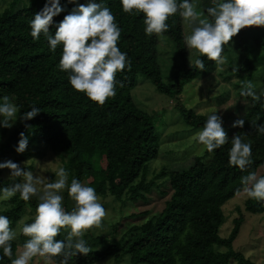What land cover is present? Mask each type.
Listing matches in <instances>:
<instances>
[{
  "label": "trees",
  "instance_id": "trees-1",
  "mask_svg": "<svg viewBox=\"0 0 264 264\" xmlns=\"http://www.w3.org/2000/svg\"><path fill=\"white\" fill-rule=\"evenodd\" d=\"M45 2L30 0L29 4L19 6L18 0H12L0 8V97L14 98L18 105L16 126L0 145V162L17 145L19 134L24 133L29 137L28 143L44 144L50 153L60 156L69 183L75 177L93 187L98 196L144 200L146 193L158 187L152 180L146 182L150 166L157 163V158L166 162H162L153 179L164 178L163 185L169 193L160 212L118 235L114 227L106 245L90 248L87 256L77 254L68 264H97L109 259L125 264H255L250 256L233 249L242 218L234 220L228 233L221 232L225 222L222 206L241 192L237 190L242 189V176L259 171L264 175V134L255 130V123L264 122V107L259 103L253 106L251 98L244 97L247 106L242 108L239 118L244 119V126L227 134L229 138L242 135L252 144L253 162L244 171L228 164L230 139L212 154L202 144L198 152L184 150L181 155L171 148L162 149L159 139L164 130L157 135L151 116L133 103L130 94L137 77H142L158 94L178 104L187 84L212 72L213 61L206 57H202L205 70L195 68L193 51L185 48L183 39L190 32L187 24L177 13L169 17L168 31L149 36L144 33L142 13L126 14L119 0H105L122 30L118 47L127 53L131 68L117 73L116 79L122 86L117 87L114 97L100 105L72 89L67 73L59 70L60 46L50 52L43 34L38 40L31 37L29 21ZM86 2L77 0L79 4ZM196 2L198 11L211 6L210 0ZM60 4L65 10L53 17L54 24L76 6L68 0H60ZM49 31L54 34L55 28L50 26ZM159 42L170 47L164 58L159 55ZM226 54L232 58L233 66L239 65L237 72L231 70L232 74L223 80L226 83L235 80L230 86L232 90L252 81L254 73L260 87H264V27L241 29L224 46L222 55ZM240 97V91L234 96H220L215 109ZM32 105L39 107L40 113L22 122L20 115ZM178 108L183 125L199 132L208 114L187 110L182 104ZM194 144L193 147L197 145L195 138ZM34 155L35 152L18 155L13 162L21 164ZM186 159L192 160L188 167L171 169L172 162ZM24 167L31 171L30 166ZM14 179L18 178L4 179L0 170V187L10 185ZM8 202L0 215H6L10 224L18 222L27 208L35 212L37 204L35 198L28 202L20 200L19 194ZM244 210L250 215H261L264 201L247 197ZM32 219L25 223H31ZM66 234L62 230L56 239H64ZM26 239L20 234V245ZM18 246L13 241L14 255ZM2 264L10 261L5 258Z\"/></svg>",
  "mask_w": 264,
  "mask_h": 264
},
{
  "label": "clouds",
  "instance_id": "clouds-1",
  "mask_svg": "<svg viewBox=\"0 0 264 264\" xmlns=\"http://www.w3.org/2000/svg\"><path fill=\"white\" fill-rule=\"evenodd\" d=\"M28 4L30 0H27ZM76 6L59 23L53 17L65 9L60 0H46L43 8L29 21L30 35L38 40L43 34L48 49L55 52L60 46L62 51L58 68L68 75V83L77 92L84 93L91 101L100 105L114 97L122 82L116 79L117 73L131 68L127 53L120 50L118 41L121 28L105 0H87L84 4L68 0ZM124 13L143 14L144 33L162 34L168 31L169 17L179 14L190 32L184 35L186 49H194V66L205 70L202 57L215 62L218 68L226 64L222 53L232 37L246 27H264V0H210L203 11L197 10L196 0H119ZM55 28L54 34L49 27ZM190 67L193 64L190 62ZM239 65L232 67L235 73ZM241 97H250L255 106L264 107V88L257 89L251 81L242 83ZM14 98L0 97V128H10L16 122L18 105ZM19 119L31 120L40 113V108L32 105ZM213 110L204 121L202 129L195 134L196 142L212 154L226 143L231 142L228 150V164L244 171L252 164V144L242 135L228 137L222 127V115ZM259 121V117L257 118ZM244 119H237L232 127L244 126ZM258 134H264V122L255 123ZM29 137L19 134L15 152L24 153ZM8 169L9 177L14 179L8 186L0 187V201H8L17 194L25 202L35 198L37 201L31 223L18 224L19 233L27 237L19 245L14 255L13 241L17 240L16 228L10 227V219L0 215V264L7 258L10 264H34V258L43 264H68L77 254L87 256L90 252L88 242L83 238L92 227H99L106 216L105 209L96 190L75 177L68 182V172L64 167L55 171V179L50 180L43 174H34L12 160L0 162V170ZM243 194L257 201H264V175L250 172L240 178ZM74 202L71 211L63 206L64 192ZM62 230L67 234L64 239H56ZM59 257L57 261L55 258Z\"/></svg>",
  "mask_w": 264,
  "mask_h": 264
},
{
  "label": "rangeland",
  "instance_id": "rangeland-1",
  "mask_svg": "<svg viewBox=\"0 0 264 264\" xmlns=\"http://www.w3.org/2000/svg\"><path fill=\"white\" fill-rule=\"evenodd\" d=\"M12 0H0V8L3 9L7 3ZM27 3V0H18L19 6ZM18 6V7H19ZM164 38V37H161ZM166 40L165 38L163 39ZM170 47L164 42L158 43L159 55L161 58L166 57ZM195 52L194 49H190ZM164 52V53H163ZM192 55V54H191ZM226 58V64L222 68H218L215 62L212 63V72L203 78L193 80L186 85L184 93L181 95V101L179 105L182 104L187 110H194L195 112L206 115L211 111H218V115H222V127L225 129L226 133L231 135L234 131L232 124L235 120L239 119L242 114V108L247 106V101L244 97L237 99H232L228 101L225 105L217 107L215 105L217 99L223 95L234 96L241 89V86L236 89H231V84L235 82H224V78H228L232 74L231 69L232 58L229 54L224 55ZM257 72V71H255ZM252 82L255 84L257 89L264 88L260 87L259 80L256 78V73ZM131 99L133 103L142 111L146 112L151 116L152 122L155 126L157 135L159 136L162 130L164 133L160 136V145L162 149L171 148L170 150L175 151L176 155H181L182 151H195L198 152L200 149L199 143L195 147L194 138L195 131L191 128H187L179 120V105L177 102L171 101L155 91L154 86L146 79L142 77H137V83L131 91ZM16 122L10 128H0V145H2L10 132L15 128ZM199 148V149H198ZM15 146L12 147V152L4 158L5 160H12L18 155H23L29 152H35V155L25 161L20 165L30 166L31 171L34 174H43L50 180H54L53 177L55 171L59 167H63L60 156L54 153H50L48 149L43 145H37L33 143H28V147L24 153H16ZM161 149V150H162ZM187 149V150H186ZM162 154V153H161ZM163 155V154H162ZM192 156V154H191ZM157 163H152L150 166L149 173L146 177V182L153 181L159 187H154L149 193L145 194L144 200H139L138 202L128 201V197L123 196L120 200H115L113 197H100L105 209L107 210L106 216L102 219L99 227H94L89 233L85 232L84 239L88 242L90 248L100 249L108 243L109 238L113 235V228L116 229V234H121L126 231L131 225L137 224L145 221L146 218L150 217L152 214L160 212L164 205V200L168 198L169 193L166 192L164 187L163 179L156 178L153 179L154 173H156L162 162L160 158L155 159ZM160 161V162H159ZM192 160L186 159L183 161H174L171 163V169L176 171L182 168H186L191 164ZM262 171L257 172V175H262ZM2 177L4 179H11L9 177V170H2ZM160 192L164 195L161 196ZM127 198V199H126ZM246 195L241 191L235 197L227 201L222 206L223 214L225 217V222L222 226L221 232H229L233 227L234 220L242 218L240 227L238 230V235L233 242V249L243 253L246 257L250 256V259L255 264H264V213L261 215H250L244 210V202L246 200ZM9 201V200H8ZM8 201H0V210H3L9 206ZM63 206L69 211L74 206V202L68 197L67 191L64 192ZM34 211L26 209L22 218L15 224H10V227L16 228L18 232V238L15 240L16 243L20 245L19 240V229L18 224L22 225L26 220L34 218ZM117 222H119L117 226ZM67 232V231H66ZM220 232L221 235H223ZM43 264V260L40 258H34V264ZM124 263V262H123ZM115 263L113 259H109L97 264H123ZM125 264V263H124Z\"/></svg>",
  "mask_w": 264,
  "mask_h": 264
}]
</instances>
